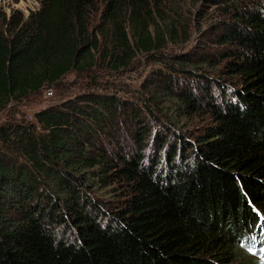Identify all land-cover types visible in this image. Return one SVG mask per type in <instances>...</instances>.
<instances>
[{
  "label": "trees",
  "instance_id": "obj_1",
  "mask_svg": "<svg viewBox=\"0 0 264 264\" xmlns=\"http://www.w3.org/2000/svg\"><path fill=\"white\" fill-rule=\"evenodd\" d=\"M181 1L5 15L0 111L71 72L161 55ZM211 3L226 7L207 45L222 51L159 68L151 103L89 92L0 126V264L261 263L264 244L238 255L264 240V0ZM200 113L203 132L180 129Z\"/></svg>",
  "mask_w": 264,
  "mask_h": 264
},
{
  "label": "rangeland",
  "instance_id": "obj_2",
  "mask_svg": "<svg viewBox=\"0 0 264 264\" xmlns=\"http://www.w3.org/2000/svg\"><path fill=\"white\" fill-rule=\"evenodd\" d=\"M41 2L42 0H0V27L4 25L5 15L10 16L19 12L27 18L31 13L40 10ZM175 7L181 14L178 17L179 29L175 39L168 43L161 55L139 53L131 67L119 72L100 65L85 72H71L59 85L47 87L43 92L31 95L18 103L13 102L5 110L0 111V126L21 118L33 120L38 112L89 92L100 94L118 92L122 94L121 97L151 103L155 94H163L164 91V84L158 79L159 68L166 70L164 66L169 67L173 65L172 63L179 62V56L191 57L198 62L203 56L222 51L220 47L209 48L207 45L219 29V22L226 17L224 5L215 7L211 0H182ZM224 64L219 70L224 68ZM218 76H221V73H218ZM167 111L169 109H163V112ZM210 123L209 115L200 113L184 119L179 127L188 134L196 135L203 132ZM2 145L0 142V148ZM121 188L117 186V189ZM241 250L243 252L238 255L240 258H243V254L257 258Z\"/></svg>",
  "mask_w": 264,
  "mask_h": 264
}]
</instances>
